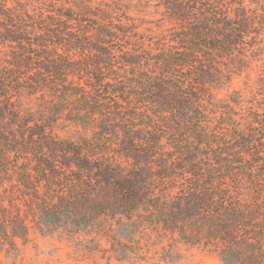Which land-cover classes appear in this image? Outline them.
Instances as JSON below:
<instances>
[{
    "label": "trees",
    "instance_id": "trees-1",
    "mask_svg": "<svg viewBox=\"0 0 264 264\" xmlns=\"http://www.w3.org/2000/svg\"><path fill=\"white\" fill-rule=\"evenodd\" d=\"M148 231L264 264V0H0V253Z\"/></svg>",
    "mask_w": 264,
    "mask_h": 264
},
{
    "label": "rangeland",
    "instance_id": "rangeland-1",
    "mask_svg": "<svg viewBox=\"0 0 264 264\" xmlns=\"http://www.w3.org/2000/svg\"><path fill=\"white\" fill-rule=\"evenodd\" d=\"M241 91L246 98H252L254 89L245 87L240 79H235L229 88L220 89V96L228 95L231 90ZM166 237L157 238L148 231L141 241L140 258L111 260V264H219L214 254L191 248L183 244H172ZM154 243V244H153ZM18 255L8 257L0 253L3 264H107V255L103 258L97 254L95 258H86L85 254L77 252L66 241L31 232L29 240L23 243L17 240ZM178 257V259H175Z\"/></svg>",
    "mask_w": 264,
    "mask_h": 264
},
{
    "label": "snow or ice",
    "instance_id": "snow-or-ice-1",
    "mask_svg": "<svg viewBox=\"0 0 264 264\" xmlns=\"http://www.w3.org/2000/svg\"><path fill=\"white\" fill-rule=\"evenodd\" d=\"M175 259H178V257H175L174 260H175Z\"/></svg>",
    "mask_w": 264,
    "mask_h": 264
}]
</instances>
